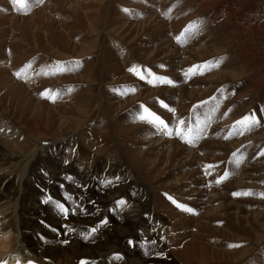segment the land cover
<instances>
[{
  "label": "bare ground",
  "instance_id": "obj_1",
  "mask_svg": "<svg viewBox=\"0 0 264 264\" xmlns=\"http://www.w3.org/2000/svg\"><path fill=\"white\" fill-rule=\"evenodd\" d=\"M58 1H53L57 10L62 17L66 13L69 19L59 20L58 24L51 17L45 29H51L52 25H55L53 29H57L59 25L61 33L57 36L61 37L55 42L54 34L50 31L49 38L45 39L47 41L41 44V48L59 47V59L62 62L64 59L63 68L67 69L60 75V82L76 86L73 90L78 91L86 84L89 75H92L91 78L100 88L102 82L128 81L131 73L134 86L140 85L138 82L143 85L141 88L132 87V91L140 90L135 91L136 97H131L132 92L127 91L123 94L128 93V96L123 97L121 93L120 97L108 96L109 100H104L106 98L102 91L100 97V94L93 95L97 102L95 109L98 110L93 116H85L81 110L87 102L82 93L87 90L81 92V96L80 91L77 94L75 91L70 99L63 97V102L54 104H50L47 99L36 100L26 96L20 86H15L14 95L0 94V261L6 264H24L27 260L40 264H78L80 260L87 259L94 264H264V208L259 209L264 206V201L254 199L252 195L239 199L235 197L237 195H233L234 192L226 190L229 185L226 180L230 175L239 174L236 185H242L241 181L247 184L251 172H246L245 168L248 169L251 165L258 148L249 152L244 159L240 157L242 162L239 166L234 163L229 170L227 162L232 161L233 154L239 153L248 143L245 144V137L241 138L237 134L239 125L232 121L240 114L235 113L237 102H234L231 95L222 93L225 81L238 80L235 76L240 67L246 65L254 69L258 64V57L264 50L261 49L264 45V0H183L184 4L187 2L184 8L187 5L200 16L206 15L201 19L204 22L191 23L199 30L201 27H208V30L201 29L205 33L197 35L185 33L189 25L182 27L180 24L179 27L176 19L164 22L161 18L158 20L152 16V19L145 12L127 18L126 12H121L120 17L115 14L117 18L98 24L90 19V9L83 5L86 1L77 0L76 5L68 11L61 0ZM62 1L71 4L74 0ZM88 1L93 4L101 0ZM164 1L166 0H159L158 3L163 6V10L168 5L169 8L178 9L180 13L188 12V9L177 8L171 3L172 0L164 6ZM143 2L146 4L150 1ZM143 2L139 0L135 5L144 4ZM158 5L155 3L153 6ZM252 5L255 6L257 15L250 16L247 13ZM53 9H50V15H54ZM154 24L157 26L156 30L149 32L154 29ZM158 26L173 30L171 33L165 29L161 32L162 29H158ZM176 26L179 27L178 31H175ZM98 27L102 28V32L96 34L98 37L88 31ZM82 29L87 30L83 32ZM77 31L81 36L86 34L88 41L82 42L81 36L79 42L75 41V37L79 36L75 33ZM38 36L36 34V38ZM33 37L35 40V36ZM140 39L144 41H138ZM139 43L143 46L138 47ZM97 46H100L103 60L107 57L110 62L104 63L106 66L99 64L94 68L91 57L87 61H83L82 57L97 51ZM42 51L41 55L45 56L46 53ZM138 60L155 65L153 68L160 67L161 63L165 65L161 66V71L155 72L150 65H138ZM74 64H79L80 67L73 66ZM133 64H137L136 70L148 66L156 74L168 75L166 78L173 83L167 86L159 83L156 87L152 86L154 83L147 85L138 80L136 72L129 71ZM183 66L187 70L195 68L196 74L192 77L185 76L187 70L181 69ZM186 77H189L188 83L185 81ZM259 81L249 83V88H258L256 85ZM1 85L3 87L0 86V92L7 86V80L4 79ZM160 92L176 93L179 97L178 101L172 100L171 96L162 99L167 107L161 103H154L150 107V111L158 112L161 117L158 116L173 129L172 135L167 133V129L160 132L148 120H140L142 113L139 116L134 114L130 119L120 117L119 112L134 99L139 97L144 100L151 94L156 96ZM262 93L261 102L264 104L263 87ZM220 99L222 103H219ZM198 102L201 107L195 110ZM229 106L233 107L230 111ZM218 107H221L219 111ZM189 110V121L179 125V121L183 120L181 117L188 115ZM210 111L215 115L208 117L207 113ZM228 114V121L232 122L230 128H233L234 133L228 137L227 143H218L213 134L209 136V133H214V127L221 124V117ZM191 123L196 128H204L205 132H198L199 139L195 143L190 145L182 139V144L179 145L177 140L181 137L175 134V128L179 126L187 132L188 128H192ZM260 123L264 127V119ZM164 134L169 138H165ZM196 134L197 131L193 130L192 135ZM261 135H264V129ZM48 137H52L55 142L63 139L54 148L69 144V154L60 165L57 164L58 161L56 163L48 157L49 144L44 142ZM263 137L253 141L256 145L264 144ZM75 145H79L77 152L72 151ZM145 145L147 149H144ZM224 147V155L217 154ZM262 161L256 165V170H264V159ZM207 165L213 167L207 168ZM225 172L229 175L217 185L220 192L218 189V194L211 193L212 186L208 185L216 182ZM51 179L54 183L48 186L57 198H61L64 187L75 186L80 190L81 183L86 185L81 194L82 202H86V205L80 200H77L80 204H75L77 202L72 197H67L70 203L58 200H62L65 207L69 205L74 208L75 205V213L79 205L83 210L72 224L66 223L68 219L63 222V214L58 218V210L51 212L46 208L47 204H40L41 190L46 189V181ZM256 180L264 193V175L259 178L257 176ZM228 182L233 180L230 178ZM209 190L206 193L208 195H203ZM63 194L67 196L65 191ZM77 194H73V198H78ZM85 197L92 201L88 203L83 200ZM56 200L53 199L52 202ZM120 200L125 203L115 207ZM173 200L193 211L182 210ZM102 221L106 223H101ZM45 222L54 224L46 226L43 225ZM64 225L79 227V230L84 226L97 230L94 236L86 239L85 235L81 238V234L77 235L79 232L74 233L73 230L64 228ZM61 231H67L65 238L58 239L55 233H62ZM66 239H69L68 243H65ZM160 253L166 254V257L160 256ZM168 258L171 262L167 261Z\"/></svg>",
  "mask_w": 264,
  "mask_h": 264
},
{
  "label": "rangeland",
  "instance_id": "obj_2",
  "mask_svg": "<svg viewBox=\"0 0 264 264\" xmlns=\"http://www.w3.org/2000/svg\"><path fill=\"white\" fill-rule=\"evenodd\" d=\"M53 1L57 2L58 0H53ZM53 1L52 0H43L42 3H36L35 0H27V5L28 6L26 8H22L20 5L14 4L13 3V0H6V1L5 0H3V1L0 0V34H1L0 35V46H1L0 48H2V49H0V55H1L0 56V68L2 67L0 69V86L3 87V85H1V84L4 82V79L7 80V86L4 87V89L0 92L1 95H7V96L9 94L10 95H14V88H15V86H20L22 88V90L24 91V94L25 93L27 94L26 96H28V97L31 96V97H33L36 100H39V99L46 100L47 99L46 101H49L50 104H54V103L63 102L62 101L63 100V97L65 99L66 98L67 99H70L71 94L76 91V90H73L76 86H72L71 87V86H67L66 83L63 84V82H60L59 77H60V75H62L64 73V71H60L59 69H60V67H64L63 66L64 65V59H63V62H62V59H59L60 54H61L59 47H55V48H44V49L41 48V44L42 43H45L47 41L45 39L49 38L48 36H49L50 31L53 32V34H54L55 42L58 41L60 39V37H61V35L60 36H57V35H59L61 33V31L59 30L60 29L59 25H57V29L59 28L58 30L57 29H53L55 27V25H52L51 26V29L49 27H48V29L46 28L47 30L45 29L46 24L48 25L50 23V21H51L50 19L54 18V20L56 22H58V24L60 23L59 20H65L66 21L67 19H69L66 16V13L65 12H64L65 13V16H63V17L61 16L60 12L57 10L56 5H55V3H53ZM83 1H86V3L83 4V5L85 7H89L88 9H90V19H92L95 23H98V24L99 23H102L103 21L105 23L108 19H115V18H117L115 14L119 15V17H120L121 16L120 15L121 12H126V14H127L126 15V18L127 17H132V16H135V15H138V14H141V13H144L145 12V14H148L147 16H151V18L153 16L154 19L155 18H157L158 20H159V18L164 19V22H167L168 19H172V20L173 19H176L178 22H180V23H178L175 20L177 22V24H178L179 27H180V24H181V26L182 25L183 26L184 25L186 26V25H191V23L193 24L195 21L196 22H204L202 20L204 19L203 17L206 16V15L200 16L199 14L195 13L192 10L191 7H189L187 5L184 8V5L187 2L184 4L183 3V0H172V1L171 0H166V1H164V4L163 5L165 6V3L167 5V3H169L171 1V3H173V5L177 6V8H181L182 7L184 10L185 9H188V12H185V14L184 13H180V11L178 9L174 8V7H172V8L171 7L170 8L167 7L168 5L163 10V6H160V4L158 5L159 0H145V1H150V2H148L146 4L143 2L144 0L143 1L140 0L144 4L138 5L139 7L135 5L136 3H138L139 0H124L126 2H123V0H101L99 3H93V4H92V1H88V0H83ZM4 2H6V3H4ZM58 2H60V1H58ZM75 2H77V0H74L72 3L70 2L71 4H68V1H64L63 2L61 0V4H63L65 6V8H66L67 11L68 10H71L76 5ZM151 3H153V4H151ZM155 3L158 6H153ZM90 4H92V5H90ZM125 4H127V5H125ZM143 5H144V7H143ZM178 5H180V6H178ZM91 7H92V10H91ZM187 7H189V8H187ZM254 7L255 6L252 5V8H249L247 10L248 12L245 11V10L244 11L247 12L248 14H250V16L251 15H257V13H255V11H254ZM155 8H156V10H155ZM50 9L51 10L52 9L54 10V15L53 14L50 15V12H49ZM116 9H117V11H116ZM125 10H127V11H125ZM112 12H113V14L115 16L113 14L111 15ZM152 12H153V14H151ZM252 13H254V14H252ZM94 14H96V15H94ZM145 14H144V17L146 16ZM174 14H176V15H174ZM82 15L84 16V14H82ZM147 16H146V18H147ZM185 17H187L186 20H185ZM82 20L85 21V19L83 17H82ZM207 20H208V18H207ZM185 22H187V23H185ZM155 24L157 25V23H155ZM155 24H154V27H153L154 29L152 31L149 30V32H153L154 30H156L157 26ZM158 27H159L158 29H162L161 32L164 31V29H165V31H168V32L171 33V31L173 30V29L170 30L168 27H164V28L163 27H160V26H158ZM179 27L176 26V29L177 30L174 28L175 31H178V28ZM100 28L101 27H98V28H96V29H94L92 31H90V30H88V31L93 36H97L96 34H99V33L102 32V28L101 29ZM204 28H205V30H208V27L207 26L201 27V29H204ZM201 29L199 30L198 28H194L193 30L189 31V34L190 35H197L198 33H201V34L202 33H205ZM53 30H55L56 33H54ZM84 30H87V29H82L83 32H84ZM149 32H147V33L148 34H151ZM75 33L78 34L79 32L77 31ZM207 33L209 34L210 31L207 32ZM36 34H37V36H38V34L41 35L43 37V39H42L41 36H38V38H36ZM103 34H104V32H103ZM33 36H35V38L37 40L36 39L34 40V37ZM56 36H57V38H56ZM80 36L81 35L75 37V41H78L79 42V37ZM86 36H87L86 34H84V35L81 36L82 42L88 41V39L86 38ZM39 37L41 38L40 40L41 41L43 40L44 42L43 41L41 42L39 40ZM58 37H59V39H58ZM1 39H2V42H4L3 44H1L2 43L1 42ZM107 41L108 40H106V44L108 43ZM138 41H144V40L143 39H140ZM39 43H40V45H39ZM38 45H39V47H37ZM140 46H143V45H141L139 43V46L138 47H140ZM263 46L264 45L261 46V49L262 50L264 48ZM58 50H59V52H58ZM41 51L43 53H46V55L49 54L48 56H53L55 58H51V57L48 58V56H46L45 54H44L45 56H43V55H41L42 54ZM261 52H262L261 55L258 57L259 60H257V63L258 64L256 65V67H254V69H251L250 67H247L246 65H244V66H242V67L239 68L240 71H238L237 72V76H235L236 78H238V80L237 79H234L235 81H232V82L225 81L223 83V85H222V89H223L222 93L231 95L232 96V99H234V102H237V105L235 106V113L236 112H239L240 113L239 116H238L239 120H241L245 116H251L253 113L259 119V123H260V120L261 119H264V104L261 102L262 101V97H263L262 87L264 88V84H263L264 83V50L261 51ZM29 53L31 54V56H30ZM100 53H101L100 46H97V51L92 52L90 54V56L89 55H85L86 57L85 56L82 57L83 58L82 60L83 61H87L88 57H91L92 60H93L92 62H93V67L94 68H96V65L99 66V64H101V65L103 64L104 66H106L105 64L109 63L110 61L108 62V58L107 57L104 58V60H103V56L101 57L100 56ZM22 55L24 57H22ZM56 55H57V57H56ZM18 57L20 58V60H19ZM44 58H46V59H44ZM157 58H159V57H157ZM58 62H60V63L58 64ZM111 63H112V61H111ZM138 63L140 65H142V64H144V65H150L151 68H153V66H155V65L149 64L147 62L139 61V60H138L137 64ZM137 64H133L132 66L135 67ZM213 64H215V63H213ZM29 65H30V67H29ZM164 65L165 64L161 63V66H164ZM73 66L80 67L79 64L78 65L74 64ZM161 66L160 67H155V68H153V70L155 72H156V70L157 71H159V70L161 71L162 70V67ZM148 68H150V67H148V66L145 67L144 69H142L143 71L141 69L137 70L138 72H141V74L145 77L144 78L145 80H144V79L139 78L140 77V75H139L138 76V80H140L141 82L146 83L147 85H149V84L152 85L148 81L149 80H153V76L150 75V73L154 74L155 72L152 71L151 68L150 69H148ZM184 68H185V71H186L187 70L186 67H184V66L181 67V69H184ZM6 70H7V72H6ZM8 71H10V72H8ZM17 72H21L22 73L20 77H17V75H16ZM130 74L131 73H129V77L131 78V76H133V74H131V76H130ZM195 74H196V69L195 68L193 69V72L188 73V75H190V77L194 76ZM91 76L92 75H89V79L87 80L89 83L87 81H85L86 84H84L83 87H81L78 91L75 92V94H77L80 91L79 92V95H80L81 92H84L86 90H87V92L88 91L90 92V93L89 92L88 93L87 92L86 93L85 92L82 93V94H84L82 97H84V99L87 100V102L85 101L86 102V105L84 107H82V109L80 108L82 110V114L85 115V116H93V115H95L98 112V110L96 111V109H95V104H97V102H95V99H93V98H94L95 95L98 96V94H100L101 91H102V93L104 92L103 93L104 94L103 96L106 98L104 100H109V97L110 98L120 97L119 95L121 93L123 94L124 91H127L128 93H131L132 92L131 93V97H132V95L133 96L135 95V97H136L137 95H136V92L135 91H140V90L132 91V87L133 88H141V85H143L142 83H139L138 82V84H140V85L134 86L135 82H134L133 78H131V79L129 78L128 81H126V80L119 81V82H114L113 81V83H112V81H108L110 84L107 81H106L107 84H106V82H102V84H101L102 87L99 88V86H97V84H96V81L93 80V78H91ZM155 76L167 77L168 75H160V73H158V74L155 73ZM13 78L15 80H13ZM26 78H27V80H26ZM185 79H186L185 80L186 83H188L189 77H186ZM257 80H260L259 81V84L256 85L258 88L255 87L254 90L253 89H250L249 88V83H252L253 84V81H257ZM90 82H92V83H90ZM46 83L48 85H46ZM153 83L154 84L152 86H154V87H156L159 84L158 82H155V81ZM103 84H106V85L103 86ZM245 84H246V86H245ZM162 85L167 86L166 83H162ZM26 86H27V89H26ZM87 87H88V89H87ZM144 87H145V85H144ZM101 89H104V91L101 90ZM46 92H47L46 95H41V93H46ZM107 93H108V95H106ZM128 93L123 94V97H126V95L128 96ZM49 95H56V98L54 100L53 99H50L49 98ZM101 95L102 94H100L99 97ZM166 96L168 98L171 96L172 100H174V101H178L179 100V97H177V94L176 93L167 94L166 92L165 93L160 92L156 96H155V94H151L149 96V98H146L144 100H142L141 98L138 97L136 100L134 99L133 102L130 105H126V108L125 109H122L119 112L120 117L123 116V118H125V119H130V117H132V118L134 117V116H132L134 114L137 115V116H139L141 113L143 114L144 108H147V109L150 110V107L152 105H154V103L160 104L162 102V99L165 100L167 98ZM219 103H222V99H220ZM219 103H218V105H219ZM199 104H201V103L200 102L196 103L195 110L197 108L201 107V105H199ZM109 105L110 104H108V106ZM85 107H86V109L87 108H89V109H87V111H86ZM100 108L101 107H99V109ZM220 108L221 107H218V111H219ZM232 108H233L232 106H229L228 107V110L230 111ZM89 112L92 113V114H90ZM151 112H154L157 116L159 115L158 112H156L155 110H151ZM190 112H191V110H189L187 112L188 115L181 117V118H183V121L184 122L185 121H187V122L189 121V118L191 117V115H189ZM215 112H217V109H216ZM208 114H209V116H208ZM212 115H215L214 112H211L210 111L209 113H207V116L208 117H211ZM221 118H222L221 119V122H220L221 124L218 125V126H215L214 127V131H213L214 133H209V136H210V134H213V138L216 141H218V143L219 142H226L227 143L228 142L227 139L230 138L229 136L233 135V133H234V131H232L233 128H230L232 122L228 121V120H230L229 114L227 116L225 115V116H223ZM237 119H234L232 121L237 122ZM144 121H147V120H144ZM203 124H205V123H203ZM261 124L262 123H260L257 126H253L250 130H244L239 125V130H238L237 134L241 138H244L245 137L246 140H247V142L245 144H247V143L248 144H247V146L245 148H243L242 150H240V152L237 153L236 156H233L232 161L229 160L227 162L228 168L230 170L231 169L230 167L234 166V160L239 159L240 157H241V159H244L245 157L248 156L249 152L255 151L258 148V151L255 152L256 155L254 156L253 160L250 162L251 165L249 166L248 169L245 168L246 172H249V173L251 172V174H249V177L247 178V182H246L247 184L245 185L244 182L241 181V184L242 185H236V184H238L237 181H236V178H237V176H239V174L230 175L229 179L231 178L233 180V182H228L229 179H227L228 181L226 180V182L229 183V185H227L228 187L226 186V190H228V192H231V193L232 192H234V193H243V192H246V191L251 190V192H252L251 195L253 197L251 195H243V194L235 196L236 198L238 197L239 199L243 198L242 196H245V198L247 196H249V197H252L254 199H259L261 201H264V196H261L260 195V193L263 192V189L258 187L259 181L256 180V177L257 176L259 178L260 176L264 175V170L263 171L256 170V165L257 164H260L261 162H263L262 159H264V155H261V153H264V144L263 143L261 145H258V144L256 145L255 144L257 138H259V137L261 138L262 136H264V135H261L263 133V129H264L263 124L262 125ZM191 125H192V129L193 130H196V131L199 130V132H202V133L205 132V130H203L204 128H202V127H197L196 128L192 123H191ZM191 125H189V126H191ZM158 130L161 132L160 129H158ZM211 130H213V129H211ZM250 134H252V135H250ZM164 137L165 138H169V136H167L166 134H164ZM44 142H46L47 145L49 144L48 147L50 148V150L47 152L48 157L50 159H52V160H55L56 163L58 161L57 164L60 165L61 161L64 160L68 156L67 154H69V151H68L69 150V147H67V146H69V144L68 145H64V146L62 144L61 146L59 145L58 148H54L58 144H60L61 142H63V139L58 140L57 142H55L52 137L46 138L44 140ZM177 142L179 143V145H181L182 144V139L179 138V141L177 140ZM214 145H216V142H214ZM75 146H73V148H72L73 149L72 150L73 152H77L78 147H79V145H75ZM55 149H59V150H55ZM144 149H147L146 148V145H145V148ZM224 149H226V148L224 147L223 150H221L220 152H217V154L224 155V153H225V150ZM63 156H65V157H63ZM257 161H259V162H257ZM240 166H243V165H240ZM240 171H241V167H240ZM50 178H51V174H50ZM254 178H255V180H253ZM46 183H47V187H46V189H42L41 190V194H40L39 200H40V204H42V205H46L47 204L46 208H48L49 210H51V212L54 211V209L57 210L56 207L54 208V203L52 202L53 199H57L55 202H58L59 199H63V200H67V202L70 203L68 201V199H67V197L70 196V197H72V199L76 200L75 202H77V200H80L82 202L81 194L83 193V191L86 188V185H84L83 183H81L80 190L78 188L76 189L75 186L72 187V188H69L68 186L67 187H64V190L62 192L61 198L55 197L54 194H53L52 189L48 186V184H53L54 183V180L53 179H51L49 181L47 180ZM217 185H218V183H216V182H210V185H208V186H212L211 187V193L218 194L220 192V187H217ZM91 186H92V184H91ZM216 190H218L219 192L216 191ZM64 191H65V193H66L67 196H64V194H63ZM209 192H210V190L209 191H205V193L203 195H205L206 193H209ZM73 194H77L78 195L77 196L78 198H73ZM206 195H208V194H206ZM256 196H257V198H256ZM49 197H51V201L49 200ZM126 198H128V196H126ZM83 200L87 201L88 203H89V201L90 202L92 201V199L89 200L88 197L83 198ZM61 201H60V203H61ZM75 204H80V202H77ZM82 204H85L86 205V202H82ZM115 205H116L115 207H118L117 204H115ZM73 206H74V208H70L69 205L67 206V208L69 209V211H68V214L66 216L65 215L63 216V222L64 221H67V219H68V221L66 223H69L70 222L72 224L74 222V220L77 219V217H80V214H82V211L83 210L80 208V205L78 207L77 213H75L76 206L75 205H73ZM82 208H84V206H82ZM263 208H264V206L260 207L259 209L262 210ZM73 209H75V211H73ZM114 209L117 210V208H114ZM57 217L60 218L61 217V213L58 212V216ZM71 218H73V219L71 220ZM52 219L54 221L56 220L55 218H52ZM40 224H42V223H40ZM53 224H54V222H48V223L45 222L43 225L50 226V225H53ZM64 228H66L68 230L71 229V231L73 230L74 233L79 232V233H77V235L81 234L80 235L81 238L86 233H90L89 236H94V233L91 232V228H89L88 226L80 227V230H79V227L71 228L70 225H64ZM195 228H196V226H194V229ZM92 229H93V227H92ZM61 232L62 233H60V232L59 233H55L58 239H61L62 237H64L66 235V232L67 231L66 232L61 231ZM98 238L99 237H96V239H98ZM68 240L69 239H66V242L65 243H68L67 242ZM153 249L156 250V247H154ZM160 256H162V257L165 258L166 257V254H162ZM149 257H152V255H150ZM169 258L171 260L174 259L173 257H169ZM169 258H168L167 261L168 262H171V260ZM174 262L175 261H173V263Z\"/></svg>",
  "mask_w": 264,
  "mask_h": 264
},
{
  "label": "snow or ice",
  "instance_id": "obj_3",
  "mask_svg": "<svg viewBox=\"0 0 264 264\" xmlns=\"http://www.w3.org/2000/svg\"><path fill=\"white\" fill-rule=\"evenodd\" d=\"M35 2L36 3H42L43 0H35ZM13 3L20 5L22 8H26L28 6L27 5V0H13ZM125 11H127V10H125ZM195 27H196L195 25H189L188 29H186L185 32H189V31L193 30ZM178 39H179V37H178ZM59 63L60 62H58V64ZM216 66H218V63H217ZM29 67H30V65H29ZM194 67H201V66H194ZM59 70L60 71H65L67 69L63 68V67H60ZM129 71L136 72L137 75H140L141 79L145 78L141 74V72H138L136 70L135 67L130 68ZM189 72H193V69H188L187 72H185V76H187ZM21 74H22L21 72H17L16 73L17 77H20ZM150 75L153 76V80H149L148 81L149 83H153L154 81L158 82V83H166V84L173 83L171 80H169L166 77L155 76V74H152V73H150ZM46 94H47V92L46 93H41V95H46ZM49 98L54 100L56 98V95H49ZM161 104H162V106L167 107V105H164L163 102H161ZM139 119L140 120H148V122H150V123L154 124L155 126H157L158 129H167V133L169 135L173 134V129L169 128L164 120H162L159 116H157L155 113L151 112L147 108H144V112H143V114H141L139 116ZM184 123L185 122L183 120L179 121V125H184ZM236 124L240 125L244 130H250L253 126H256V125L259 124V119L253 113L251 116L243 117L241 120L237 121ZM198 132H199V130H197V134L196 135H192V133H193V129L192 128H188L187 132H185L184 128H182V127L177 126L175 128V134L180 136L181 139L186 140V142H188L189 144H193V143H195V141L197 139H199ZM261 155H264V153H261ZM233 156H236V154L234 153ZM241 162L242 161L240 159L234 160V163L236 164V166H239V164ZM206 167L207 168H211L213 166L212 165H207ZM228 175H229V173L225 172L224 175H222V176L217 178L216 183H218V184L221 183L223 180L227 179ZM241 194H243V195H251L252 192H251V190H249V191H246V192H243V193H234L233 195H241ZM260 195L264 196V193H260ZM68 199H71V197L69 196ZM169 199H172V198L169 197ZM49 200L51 201V197H49ZM53 203H54V206L57 208V210L61 214L65 215V216L68 214L69 209L67 207H65V205L63 203H60V202H53ZM116 203H117L118 206H120V205H123L125 203V201L120 200V201H117ZM173 203L176 204L177 207L181 208L182 210H185V211H188V212H192L193 211L191 208H188L187 206H185L183 204H180V203H178L175 200H173ZM73 211H75V209H73ZM101 223H106V221H102ZM69 230L71 231V229H69ZM96 230H97L96 228H93L91 230V232L94 233ZM89 235H90V233H86L85 234V238L87 239L89 237ZM129 243H132V241H129ZM153 243H155V242L153 241ZM239 246L240 245H230V247H239ZM160 255H162V253H160ZM116 258L118 259L119 255H117ZM80 264H94V262L88 261L87 259H82Z\"/></svg>",
  "mask_w": 264,
  "mask_h": 264
}]
</instances>
